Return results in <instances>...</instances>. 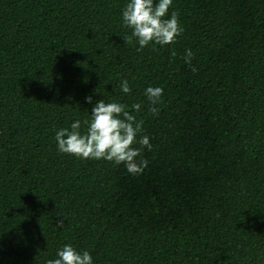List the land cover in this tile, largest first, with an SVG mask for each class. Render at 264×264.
Wrapping results in <instances>:
<instances>
[{"label":"trees","instance_id":"obj_1","mask_svg":"<svg viewBox=\"0 0 264 264\" xmlns=\"http://www.w3.org/2000/svg\"><path fill=\"white\" fill-rule=\"evenodd\" d=\"M0 264H264V0H0Z\"/></svg>","mask_w":264,"mask_h":264}]
</instances>
